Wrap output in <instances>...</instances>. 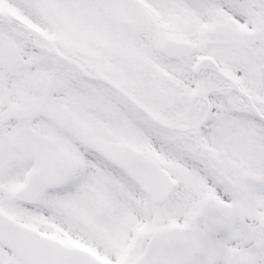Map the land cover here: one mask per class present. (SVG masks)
I'll return each instance as SVG.
<instances>
[{"label":"snow or ice","instance_id":"6c2138e0","mask_svg":"<svg viewBox=\"0 0 264 264\" xmlns=\"http://www.w3.org/2000/svg\"><path fill=\"white\" fill-rule=\"evenodd\" d=\"M0 264H264V0H0Z\"/></svg>","mask_w":264,"mask_h":264}]
</instances>
